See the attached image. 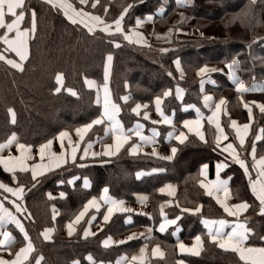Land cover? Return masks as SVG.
Masks as SVG:
<instances>
[{
	"label": "trees",
	"instance_id": "16d2710c",
	"mask_svg": "<svg viewBox=\"0 0 264 264\" xmlns=\"http://www.w3.org/2000/svg\"><path fill=\"white\" fill-rule=\"evenodd\" d=\"M190 1V5H177L176 0H99L92 11L108 22L116 19L124 7L132 4L122 21L126 32L135 25L137 18L147 15L155 17L154 23L157 26L186 28L189 23L178 25L175 22L177 15L187 13L194 20L195 27L215 37L198 41L173 39L171 44L146 48L129 43L120 33L109 35L101 31V28L89 33L82 24H72L62 11L52 8L45 0H26L23 27L31 26V9H34L36 31L29 41V56L23 64V71L0 61V143H4L15 132L20 143L38 147L55 138L61 131L74 132L76 128L100 116L102 108L96 103V92L84 81L87 77L103 85L108 54L113 56L110 79L112 98L122 110L120 118L126 130L137 120L131 111L137 103H148L151 107L154 97L162 95L169 88L172 89V94L164 98V112L174 114L178 124L193 117V112H184L183 107L195 105L202 108V92L197 71L205 65L225 64L239 58L243 77L248 83L255 76L264 77V30L261 31L258 27L261 25L264 28V0H256L255 4H251L250 0ZM70 2L77 8L80 7L76 0ZM91 3L92 0L89 2L90 6ZM105 7L108 9L107 13L104 11ZM161 9L164 10L162 16L159 14ZM3 31L4 29H0V34ZM113 40L120 47H115L111 43ZM165 48L168 51L162 52L161 49ZM4 50L5 45L0 42V53ZM176 59L180 60L185 72L183 80H180L175 67ZM169 72L172 73L171 76L168 75ZM58 73L63 74L62 83L56 80ZM219 79L217 82L220 91H215L226 93L229 107L235 111L236 107H240L239 95L234 93L227 80L222 77ZM176 87L185 90L182 102L176 98ZM57 88L60 89L59 92L55 91ZM69 88L77 95L73 96L68 91ZM125 95L129 96L128 102L121 99ZM9 108L16 113L15 124L11 123ZM231 117H224L223 124L233 140ZM259 127L264 128V114L256 117L245 145L246 150L251 149ZM104 128L103 124L94 125L84 143L102 138ZM168 129L160 128L162 136ZM204 132L206 142L194 134H188L185 143L173 145L177 152L168 161L143 154H129V148L135 140L132 138L114 157L78 159L77 162L36 181L31 179L30 172H16V185H24L23 205L26 211L21 214V218L35 246L29 259L31 264H35L34 258L39 255L44 257L41 264H73V261L90 264L87 259L89 255L97 264H114L121 256L131 255L143 244V240L110 248L104 247L102 241L109 236H124L142 226H158L162 219L160 205L168 199L159 189L167 183L178 185L177 200L180 206L166 210L168 217L175 218L179 215L180 239L191 241L199 235L203 240V250L200 255H180L173 228L164 234L155 232L150 243L162 246L165 257L153 260L151 264H177L179 260L188 264H244L237 253L225 251L212 242L203 226L202 219H221L226 214L216 200L201 187V166L226 162L228 168L221 176L231 179L234 200L247 201L250 205L243 216L248 227L253 230L247 241L248 245L264 246V240L260 239L264 236V215L260 214L259 201L253 196L249 180L241 167L228 160L216 146V132L208 121L204 122ZM262 153L264 133L262 141L257 145V155ZM158 168L164 171H152ZM138 172L144 174L138 178ZM73 177L77 179L69 184L68 180ZM85 178L88 180V187L84 186ZM60 181L64 183H59ZM0 182L9 187L14 184L12 174L1 165ZM105 187L117 200L134 202L137 195L146 196L152 208V219L136 217L132 226H126L127 214L119 213L101 232L85 238L83 233L88 224L86 218L77 226L75 234L69 237L65 232V224L71 222L83 206L91 198L99 196ZM49 192H64L66 195L49 199ZM5 204L15 211L11 202L5 200ZM201 205V211L196 214L182 213L180 209ZM53 206L59 211L54 220ZM91 217L92 215L89 216ZM45 228L54 229L51 241L44 240L41 235ZM9 229L16 238L12 248L15 252L25 242L14 227Z\"/></svg>",
	"mask_w": 264,
	"mask_h": 264
},
{
	"label": "snow or ice",
	"instance_id": "6c2138e0",
	"mask_svg": "<svg viewBox=\"0 0 264 264\" xmlns=\"http://www.w3.org/2000/svg\"><path fill=\"white\" fill-rule=\"evenodd\" d=\"M52 8L59 9L62 11L63 15L72 23V24H82L85 28H87L89 33H93L97 27L101 28V31L108 33L109 35L120 33L123 36V39L128 41L129 43H137V44H144L147 46L148 42L147 39L144 37L143 33L135 31V29L130 28L127 32L125 31L122 21L124 16L128 13L129 9L132 7V4H128L126 7L123 8L119 16L108 22L105 21L101 16L94 15L89 11H85L83 7L77 8L74 6L70 0H45ZM178 3L181 0H177ZM99 3V0H92L91 7L95 8L96 4ZM251 4H255L256 0H250ZM79 4L82 6L88 5V0H79ZM19 10V11H18ZM105 13H107L108 9L105 7ZM163 12V9L160 10ZM247 13H245L246 15ZM6 17L9 19L6 20ZM25 18V0H0V29H4L3 33L0 34V42H2L7 47L5 48V52H13L17 57H19V62L15 59H10L5 56L3 53H0V61H4L6 64L11 65L13 68L23 71V62L28 59L29 56V40L34 37L36 31V12L34 9H31V27L30 28H22L21 24ZM152 16L149 15L146 17L147 20H152ZM143 21L140 18L136 19V27H139ZM179 31V29H177ZM172 32L169 29L168 34L170 35ZM12 34V35H10ZM158 39L161 38L160 36L157 37ZM111 43L115 47H120V44L113 40ZM162 52H167L168 49H161ZM113 56L108 54L106 57V63L104 68V83L102 86H97L95 81L87 79L85 77V84H87L90 88L96 87L97 88V104H101L100 99V89H103V101H102V112L100 116L96 119H93L90 123L84 124L82 127H78L75 129L77 135L80 137V140H83L84 133H86L89 129L93 127L95 124H101L105 121L108 122V126L106 129L107 131H111L113 143L112 144H105L103 148L105 149L102 153L105 156L115 155L119 152L120 148L128 143L132 139L133 136L138 137L141 143H133L129 148V154L135 155L139 151H142L143 146L145 144H155V138L159 135L158 131L153 128L152 135L146 136L143 134L144 125L137 121L132 128L124 129L123 124L120 119H118V115L121 111L120 106L115 103L110 96V91L108 87V76H109V68L111 65V61ZM177 70L181 72V77H183V71L180 68V61L176 59L174 61ZM238 64L237 60H232L231 63L227 65L229 70V75L232 78L233 82L236 85V90L238 92H245V91H256V86H253L251 89L247 88L242 80L239 79L233 72V66ZM217 69L209 68L207 65L201 67L197 75L203 76L205 73L208 72H215ZM169 76L172 75L171 72L168 73ZM56 80L58 83H62L63 74L58 73L56 75ZM203 83L204 81L201 80V91H203ZM214 83V82H213ZM259 90L264 91V87H261ZM55 91L59 92L60 89L57 88ZM68 91L73 95L76 96L77 93L69 88ZM176 98L181 99L183 90L179 87L175 90ZM172 94V89H167L163 92L162 95H157L154 97V104L155 110L158 115L161 117L160 120H152V124H168L172 125L175 131L173 120L170 116L165 115L162 103L165 97H168ZM121 99L125 102L128 101L129 96L125 95L121 97ZM205 107H208L212 114L207 117L209 123H214L217 128V132L219 133L215 137L216 146H220L221 139L227 140L228 136L225 134L223 128L219 124V114L221 112V105L225 104V100L223 98L220 99L219 103H216L214 108L209 103L212 101V97L205 95L203 97ZM252 104H256L259 108L260 112L264 113V104H260L256 101H252ZM188 107L195 108L197 113L196 120H183V127L188 129L189 132H194L201 141H205V137L201 128V120L203 119V114L200 112L199 108H196L195 105H188ZM244 107L248 109L249 121L252 120V108L249 106V103H244ZM147 109V104H139L137 103L131 111L135 113L137 116L141 115V109ZM8 113L11 117V123L15 124L16 122V113L12 108L8 109ZM143 118L145 120L150 119L149 113L147 111L143 112ZM231 127L236 130V136L239 139L240 146L242 147L245 143V136L249 130L250 124L246 123L243 125H238L236 120L231 121ZM173 132L168 133V138H174L179 143L183 144L184 141L187 139L185 132L180 131L178 134H174ZM261 133H264V128L260 129ZM69 133L66 131H61L58 134V138L61 141V148L63 149V139L68 137ZM261 135L257 134L255 136V140H261ZM206 142V141H205ZM53 141L47 140L45 143L39 145L38 155L40 158V162L29 165L27 160L32 158V145L30 144H23L20 143L18 137L15 132L11 133L8 138L5 140L4 143H0V153H2L5 149H10L13 144H15L18 151H20L19 156H12L9 154L8 156L0 155V165L4 167V170L7 172L12 173V179L16 182V172H31V179L33 181L37 180V177L43 175L46 171L51 170L52 168L59 167L61 164L67 162V158H70L72 161L76 160V151L79 147V144H73L71 140H69V147L71 149L69 154H66L64 151H61L59 154L51 151ZM92 147L91 142L87 144V146L83 150V155L80 157L82 160L89 156L95 157L101 155L99 152H91L89 153V149ZM225 151H229L230 156L233 160L240 165L242 169H244V174L249 177V188L253 196L259 201V210L260 214L264 215V155H261L258 159L256 156V146L255 143L251 145L250 156L253 160V168L258 167L256 178L253 179L249 173V168L246 165L245 161L239 157V154L236 148L233 146L232 143H228L225 148ZM171 155L161 156L159 153L156 152L155 147H153L151 155L158 156L162 160H171L175 153L177 152L176 147L171 148ZM48 157V161H45V157ZM83 167L84 165H80ZM227 165L223 162H217L216 169H217V179L216 181L210 182V184L206 185L203 180L199 181L201 187H205L208 189V195L214 196L217 203L223 207L224 211L227 212L230 216H237L239 213L246 211L250 205L247 201H241L236 204L228 205L225 204L224 201L220 198V193L223 192L225 196L228 195L229 189L227 188V181L221 180L219 177V170ZM208 168V164H203L200 169L199 175L206 176V170ZM153 172H162L164 169H152ZM144 173L138 172L136 175L139 178ZM77 179L73 177L71 180H68L69 184L73 183V180ZM59 183H64V181H60ZM35 184H33V187ZM84 186L88 187V180L87 178L84 179ZM0 188H3L6 192L11 193L13 196H16L18 199H22L23 192H24V185L19 184L17 187H9L8 185L0 182ZM167 190L169 195H174L175 189L174 186L171 184L165 185L164 187L160 188L159 191L161 193ZM103 196L101 197L104 200V203L108 205L107 212L103 216L104 221H108L110 216L114 211H122V212H130L132 209L124 207L123 200H117L110 196H108L109 189L105 187L103 190ZM60 197H64L66 194L61 192ZM49 199H53L51 193H48ZM7 199V197H5ZM142 201L147 200V197H142ZM14 204L16 211H26V209H22L20 204H17L16 201H12ZM165 203L170 204L171 201H166ZM90 207H94L99 209L100 205L97 202V198L93 197L90 199L84 206L83 210L79 212L76 216L74 221H71L67 224L68 234L72 235L74 231V224L79 223V221L84 217L85 213L88 211ZM202 205L197 206L195 208H182L181 212H188V213H198L201 211ZM235 210V211H234ZM30 215V214H29ZM57 215L55 207L53 206V220ZM160 216L163 217L162 221L159 224V231L161 233L165 232V230L170 225H176L177 221L180 219V216L177 215L173 219H169L167 214L164 212V204L160 205ZM95 219V216L92 217ZM11 222L15 224V226L19 229V231L23 234V241L25 242L23 246H21L17 251L14 253L12 252L11 245L15 243V237L7 231L3 230L6 223ZM90 223V221H89ZM202 223L208 229V236L210 240L218 245L221 249L225 251H232L238 254L239 260L243 261L244 264H264V246H254L248 245L246 241H248L249 236L252 234L253 230L247 227L246 222H241L239 219L237 221L232 222L225 219L219 220H209V219H202ZM225 228H230V231H225ZM53 231L52 228H45L41 235L44 237L45 240L50 239V233ZM151 232V229H148ZM176 231H179V227L177 226ZM94 235V233H90L87 229L84 230V237L86 238L88 235ZM175 234V233H173ZM135 235V234H133ZM0 249L8 251L10 255L14 256L13 259L5 260L4 258L0 257V264H31L29 261L30 254L35 251V246L29 237L28 232L24 229L23 225L17 219L16 216L12 214L8 209L3 207V204L0 203ZM132 236H129L128 239H132ZM195 243L193 245L186 246L182 242L178 243L179 250L181 252H189L193 255H199L200 250L203 246V241L201 236H195ZM261 240H264V236L260 237ZM125 241H112L111 237H108L106 240L103 241L105 247L109 246L110 243H124ZM146 247V246H145ZM145 248H141L140 252L143 255ZM151 254L153 257L159 256L163 257L164 253L161 251L159 245L154 247L151 250ZM35 264H41L44 257L43 255H39L35 257ZM90 261V264H97V262L93 259L91 255L87 257ZM124 259V258H121ZM140 259V257L133 256L132 260ZM73 264H79V261H73ZM116 264H120V260H117ZM177 264H183V261L177 262Z\"/></svg>",
	"mask_w": 264,
	"mask_h": 264
},
{
	"label": "crops",
	"instance_id": "0c3cea01",
	"mask_svg": "<svg viewBox=\"0 0 264 264\" xmlns=\"http://www.w3.org/2000/svg\"><path fill=\"white\" fill-rule=\"evenodd\" d=\"M25 2H26V0H25ZM77 2L79 3V0H77ZM179 4H182V3H179ZM184 15L188 16L187 22H189V24H191L192 22H194V20L192 19V17H190L188 14H185V13L179 14L178 17H177V19L178 18H182ZM146 17L144 19L143 18L141 19V21H143V23L139 27H136V25H135V26H133L131 28H133V29H135V31H138V32H141V33L145 29L149 30L150 35L148 37L147 36H144L147 39L148 45L150 43H152V42L153 43H159V45L160 44H165V42H169L174 37L177 40H179V41L180 40L181 41H198V40H209V39L215 38L214 36H211L209 34L204 33L203 31L199 30L197 27L178 28L179 31H177V29L170 28L172 30V32H171L170 35H167L169 29H160V28H157L154 25V23H153L154 22V16H152L153 17L152 20H147ZM6 20H7V17H6ZM178 22H180V21H178ZM180 24H183V23H180ZM180 24H178V25H180ZM21 27L24 28L23 27V22L21 24ZM30 27H28V28H30ZM96 29H100V27H97ZM10 35H12V34H10ZM158 36H160L161 38L158 39L157 38ZM131 44H135L137 46L146 47L144 44H137V43H131ZM6 47L7 46L5 45V48ZM1 53H3L8 58L15 59V60H17V62H19V57H17L15 55V53L10 52V51L5 52V50L3 52H1ZM235 60L238 61V64H236V65L233 66V72L235 73V75L237 77H239V79L244 82V84H245V86L247 88L251 89L253 86H256L257 90L256 91L249 90V91H245V92H238L236 90V85L233 82L232 78L230 77L229 70H228V67H227V65L229 63H231L232 61L231 62H228L227 64H224V65L223 64H216V65H210V66L207 65L209 68H215V69H217V71L205 73L203 76L197 75L198 78H199L200 89H201V80L204 81V83H203V91H201L202 92V108H199L200 109V112L203 114V119L200 122L201 123L200 131L203 132L204 137H205V141H206V135H205V132H204V122L205 121H208L207 117L210 116L212 114V112L210 111V109L208 107H205L203 97L205 95H208V96H211L212 97V101H210L209 103L212 105L213 108H214L215 104L216 103H219L220 99L223 98L225 100V104L221 105V112L219 114V118L218 119H219V124L223 128L225 134H227L228 139L227 140L221 139L220 146L218 147V149L221 150V152L224 155L227 156L228 160L234 161L233 158L230 156L229 151H225L224 150L225 146L228 143H232L233 146L236 148V150H237V152L239 154V157L241 159H243L245 161L246 165L248 166L249 173H250L251 177L253 179H255L256 178V175H257L258 167L257 168H253V160H252V157L249 154L251 149L250 150H246L245 145H247L248 138L251 135L252 127H253V125L255 123L256 117L264 114V113L260 112V110H259V108L257 107L256 104H252L251 103L252 101H256V102H258L260 104H264V91L259 90L261 87H264V80H255L253 83H248V85H247L245 83V81L243 80L242 74H241V71H240L241 62L237 58H235ZM25 61L23 62V64L25 63ZM111 66L113 68V59L111 61L110 67ZM175 67H176V65H175ZM112 68H111V73H112ZM180 68L183 71V77H181V72L179 70H177V71L179 72L180 80H183L185 78V72H184V70L182 68L181 62H180ZM217 75H220L221 77H225L226 80L228 81V83L234 89V93H238V95H239L238 102L240 104V107H238V108L236 107L237 109L235 108V111H232L230 109V107H229V100L227 98L226 93L221 92V94H220V93H217L215 91L216 89H218L220 91V89L218 87L219 85H218V82H217V79H216ZM110 79H111V74H110ZM96 85L97 86H102V85H99L97 82H96ZM108 87H109L111 99L113 100V98H112V92H111V88H110V80L108 81ZM179 88H181L183 90L182 98L181 99H178L180 102H182L184 100L185 90L182 87H179ZM92 89H94L95 92H96V100H97V88H92ZM175 95H176V93H175ZM100 99H101V104H98V105L102 108V101H103V89H102V87L100 89ZM128 101H129V99H128ZM244 103H249V106L252 108V120H251V122L249 121L248 109L244 107ZM139 104H147L148 105V108L147 109H143L142 108L140 110L141 111V115L140 116H137L135 113L132 112V114L137 118V120H135V122L133 123V125L131 126V128L134 126V124L137 121H139L141 124L144 125V128L142 130L144 135L151 136L152 135V131L151 130L153 128H155L158 131L159 135L155 138L156 143L154 145L153 144H145L143 146L142 151H139L134 156L143 154V155H148V156H152V157H155L157 159H160L158 156L151 155L152 150H153V147H155L156 152L159 153L161 156L171 155V151L170 150H171L172 147H175L173 145H175V144H181L177 140H175L174 138H171V139L168 138V133L174 131L173 126L172 125H168V124H163V123H160V124H152L151 123L152 120H160L161 119V117L158 115V113L155 110L154 101H153V104H152L151 107H150V105L148 103H139ZM162 108H163V103H162ZM196 108H198V107H196ZM183 109H184V112L185 111H192L193 112V117L187 118V120H196L197 119V113L195 111V108H191V107H188V106H184ZM144 111H147L149 113L150 119L145 120L143 118V115L142 114H143ZM163 111H164V109H163ZM121 113H122V110L120 111V113L118 115V119H120V120H121V118H120ZM164 113H165V115L170 116L172 118V120H173V125H174V128H175L174 134H178L180 131L185 132V134L187 136V139L184 141V143L188 140V134H194V135H196L194 132H189L188 129L184 128L183 127V123L178 124L175 121V115L174 114H167L166 112H164ZM231 115H232V117H231ZM224 117H228V118L231 117V120H230V129H231V132H232V135H233V138H234L233 140L230 138V135L228 134V132L226 131V129L224 127V124H223V118ZM232 120H236L238 125H243V124H246V123H249L250 124L249 130H248V132H247V134L245 136V143H244V145L242 147L240 146L239 139L236 136V130L233 127H231V121ZM102 124L105 126V128H104V134H103L102 138H95L94 140L90 141L91 144H92V147L89 149V153H91V152L94 151V152L101 153V155L93 157V156H91V154H89V156L85 157L83 160H86V159H88V160L89 159H95V158H99V157H108V158H110V157H114V156H116L118 154V152L115 155H111V156H105V155L102 154L104 152V150H105L103 148V145H105V144H112L113 143V138H112L111 131H107L106 132V129H107V126H108V122L105 121V122H103L101 124H95V125H102ZM209 124L215 129V132H216L215 137H216L219 134L217 132L216 125L214 123H209ZM123 127H124V125H123ZM160 128H169V129L167 130L166 134L164 136H162ZM91 129H89L86 133H84L83 140H80V137L77 135L76 131L70 132V131H67L66 130V132L69 133V136L68 137H65L63 139V145H64L63 149L61 148V141L58 138V135L55 138H53L52 139L53 143H52V146H51V151L52 152H55L57 154H59L61 151H64L66 154H69L70 153L71 149L69 147V140H71L73 144L78 143L79 144V147H78V149L76 151V160L75 161H72L70 158H67V162L66 163H63L59 167H55V168H52L49 171H46L43 175L38 176L37 179H40L41 177H43V176H45V175H47V174H49V173H51L53 171L59 170V169L65 167V166H67L68 164H73V163L77 162L78 159H81L80 157L83 155V150L87 146V144L89 143V142L84 143V141L86 139L87 134L91 131ZM124 129H125V127H124ZM260 129H262V127H259V129L257 131V134L261 135V137L263 139V133L260 132ZM132 138L135 139L133 143H141L139 141V138L138 137L133 136ZM262 139L259 140V141H256L255 138H254V143H255V146H256V156H257V159L261 155H264V153H262L261 155H257V145L262 141ZM205 141H203V142H205ZM124 145H126V144H124ZM124 145L120 148V150L124 147ZM38 149H39V146L38 147H32V158H30V159L27 160V163L29 165H33V164H36V163H39L40 162V158H39V155H38ZM9 154H11L12 156H19L20 155V151L17 150L15 144H13L10 149H5L2 153H0V155H4V156H8ZM174 156H173V158H174ZM48 159L49 158L46 156L45 157V161H48ZM166 161H168V160H166ZM223 162L226 164L225 161H223ZM216 164H217V162L213 166H211V165L208 164V168L206 170V173H207L206 176H201V180H203L206 185L210 184V182L216 181V179H217ZM226 168H228V166L223 167V168H221L219 170V177H220L221 180H226L227 181V188L229 189V193H228L227 196H225V194L223 192H221L220 193V198L224 201L225 204L232 205V204H236V203H239V202H236L234 200V198H233L232 191H231V179L230 178H223L221 176V173ZM242 170L244 172V169H242ZM17 172H19V171H17ZM28 172H30V171H28ZM8 173H10V172H8ZM10 174H12V173H10ZM246 177L249 180V177L248 176H246ZM12 181H13V179H12ZM13 183L14 184L11 187H17L18 186V185H16L17 184V179H16V182L13 181ZM168 184H171V185L174 186V189H175L174 195H169L168 192H167V190L165 192H163V193H161L159 191L162 195H164L165 197L168 198L167 200H165L164 202L161 203V204H164V212L165 213H166V210H168V209H172V208H175V207H178V208L180 207L179 206V203H178V200H177V196H178V193H179V187H178V185L176 183H167L165 185H168ZM164 186H162V187H164ZM203 189L206 191V193H208V189L207 188L203 187ZM49 193L52 194V197L59 198L60 197L59 194L61 192H49ZM103 195L104 194H103V191H102V193L99 196H96L97 202L100 205L99 209L94 208V207H90L88 209V211L85 213L84 217L79 221V223L74 224V231H73L72 235H69L68 234L67 224L69 222H67L65 224V232H66V234L69 237H71V236H73L75 234L76 229H77V226L82 221H84L86 218L88 219V224H87V226H86L85 229H87L90 233H94V235H96L97 233L101 232L104 229V226L107 225V224H109L112 221L113 217L116 214H119V213H125V214H127V218L125 219L126 226H132L134 224V222H135V218L136 217H145V218L152 219L153 213H152V208H151V206H150V204L148 202V199L145 200V201H142L141 198L142 197H145V196L144 195H137V197H136L137 200L134 201V202H130V201H127V200H123L124 201V207L129 208V209H132V211H130V212L114 211L112 213V215L110 216L109 220L108 221H104L103 216L107 212L108 205L105 204L104 203V200L101 199V197ZM107 195L110 196V197H112L109 194V192H108ZM23 196H24V192H23ZM5 197H7V199H5ZM211 197H213L215 199L214 196H211ZM5 200H8L11 203H12V201H16V203L17 204H20L22 206V209H24L23 197H22V199H18L16 196H13L11 193L6 192L3 188H0V203H2L4 208L8 209L10 212H12V214L14 216L17 217V219H19V221L23 225L24 229L26 230L25 225H24V222H23V220L21 218V214H23L24 211L17 212L16 211V208H15V206H14L13 203H12V205L14 206L15 211L10 210L7 207V205L5 204ZM166 201H171V203L170 204L165 203ZM180 209H182V208H180ZM55 210H56V213H57V215L55 216V219H56L58 217V215H59V211L56 208H55ZM247 210L239 213L238 217L237 216H230L227 212H225L226 217L225 218H221V219H225V220L232 221V222H235V221H237V219H239V221H241V222H246L245 221V218L243 216L245 215V213L247 212ZM190 214H192V213H190ZM90 215H92V217L95 216V219H92V217L89 218ZM52 216H53V209H52ZM75 218L72 221H74ZM168 218L169 219H173L171 217H168ZM162 219H163V217H162ZM162 219H161V221H162ZM216 220H219V219H216ZM89 221H90V223H89ZM246 225H247V223H246ZM11 226L14 227L21 234V236L23 238V234L19 231V229L15 226V224H13L11 222L6 223L3 230L9 231L12 234V236L15 237L13 235V233L9 229V227H11ZM177 226L179 227V231H176ZM203 226H204V224H203ZM247 227H248V225H247ZM149 228L151 229V232L148 231ZM172 228L174 229L173 230V233H175V234H173V236H174L175 240H177L178 243L182 242L183 244H185L186 246H189V247L195 243V239L194 238L191 241H186V240L180 239L179 235H180L181 227L179 225V220H178L176 225H170V226H168V228L163 233H161L159 231V225L158 226H155V228L152 225V226H149V227L142 226L138 230L137 229H133V230H131V232L129 234H126L124 236H118V237L109 236V237H111L112 241H121V240H123L125 242L124 243H110L109 246H107L106 248H110V247H114V246H119V245L127 244V243H130V242H134V241H141V240H143V244L139 248H137L131 255H129V256L123 255L120 258H118V260H120V264H151V262L153 260H159V259H163L165 257V250L160 245H159V247H160L161 251H163L164 256L162 258L159 257V256L153 257L152 254H151V250L158 245V244H151L150 243V240L153 238L154 233L155 232H159L161 234H164L169 229H172ZM204 228L206 229L207 234H208V229L205 226H204ZM225 231H230V228H225ZM53 233H54V229L49 234L50 235V239H47L46 241H51ZM133 234H135V235H133ZM94 235H91L90 234L86 238L92 237ZM83 236H84V233H83ZM129 236H132L133 238L132 239H128ZM107 238L108 237H106L104 240H106ZM0 239H2V237H0ZM103 241H102V245L104 246ZM15 243H16V238H15ZM246 243H247V241H246ZM13 245H11V248H13ZM141 248H145V251H144L143 255H141V252H140V249ZM202 250H203V246H202V248L200 250V253L202 252ZM12 252H13V250H12ZM178 253L180 255H193V254H191L189 252H181L179 250V247H178ZM31 255H32V253L29 256V259H30ZM133 256L140 257V259L132 260V257ZM0 257L4 258L5 260L13 259L14 258V256L10 255L8 251L2 250V249H0ZM121 258H124V259H121ZM179 261H183V260H179ZM179 261H177V262H179ZM25 264H27V262H25ZM98 264H103V263H98ZM114 264H116V263H114ZM183 264H188V263H186L185 261H183Z\"/></svg>",
	"mask_w": 264,
	"mask_h": 264
},
{
	"label": "rangeland",
	"instance_id": "374dc122",
	"mask_svg": "<svg viewBox=\"0 0 264 264\" xmlns=\"http://www.w3.org/2000/svg\"><path fill=\"white\" fill-rule=\"evenodd\" d=\"M167 1V0H166ZM76 2H77V0H76ZM89 2H90V0H88V5H85V6H82V5H80L78 2H77V4L80 6V7H83L84 8V10L85 11H89V12H91V13H93L94 15H98V13H95V12H93L92 11V9H94V8H92L90 5H89ZM176 3H177V5H179V3L177 2V0H176ZM180 3H182V4H188V5H190L191 4V1L190 0H181V2ZM88 9V10H87ZM164 11V10H163ZM159 14H160V16H162V14H163V12L161 13V12H159ZM185 14H187V13H185ZM100 16V15H99ZM148 16V15H147ZM152 16V15H151ZM102 17V16H101ZM146 16H144L143 17V19L145 18ZM177 17H178V15H177ZM155 18V17H154ZM187 18H188V16H186V15H184L182 18H178V19H176V24H180V23H185V22H187ZM140 19H142V18H140ZM178 21H180V22H178ZM154 23V22H153ZM187 23H189V22H187ZM194 24V22H192L190 25H188L186 28H191V27H195V25H193ZM136 25V24H135ZM134 25V26H135ZM154 25L157 27V28H160V29H170L171 27H165V28H163V27H160V26H157L155 23H154ZM133 27V26H132ZM258 27H260V29L259 30H261V31H263L264 30V28H262V26L260 25V26H258ZM179 28H183V27H179ZM172 29H178V28H172ZM204 32V31H203ZM143 35L144 36H149L150 35V32H149V30H147V29H145L143 32ZM204 33H206V32H204ZM207 34V33H206ZM173 39H176L175 37L173 38ZM173 39H171L169 42H165V45L166 44H171V42L173 41ZM177 40V39H176ZM153 41V40H152ZM181 41V40H180ZM150 46H147V45H145L146 46V48H154V46L155 45H159V43H150L149 44ZM261 55V54H260ZM238 60H240L239 58H237ZM241 62V61H240ZM225 64H227V63H225ZM224 65V64H223ZM111 68H112V66L109 68V76H108V81L110 80V74H111ZM240 71H241V74H242V69H241V67H240ZM262 71H264V69L262 70ZM262 75L264 76V73H262ZM219 77H221L220 75H217V81L219 82ZM222 78H224V80H226V78L225 77H222ZM242 78H243V80L245 81V83L248 85V82H247V80H245V78L243 77V74H242ZM255 80H264V77H261V78H258V77H253L252 79H251V82L250 83H253ZM92 81H94V80H92ZM95 84H96V81H95ZM88 86V85H87ZM89 87V86H88ZM90 88V87H89ZM91 88H96V87H91Z\"/></svg>",
	"mask_w": 264,
	"mask_h": 264
}]
</instances>
